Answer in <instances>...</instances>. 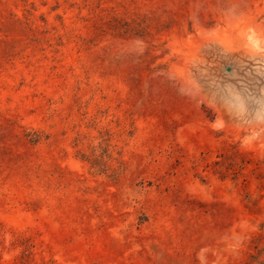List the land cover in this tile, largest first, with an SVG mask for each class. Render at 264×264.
I'll return each instance as SVG.
<instances>
[{"label":"rangeland","instance_id":"1","mask_svg":"<svg viewBox=\"0 0 264 264\" xmlns=\"http://www.w3.org/2000/svg\"><path fill=\"white\" fill-rule=\"evenodd\" d=\"M0 264H264V0H0Z\"/></svg>","mask_w":264,"mask_h":264}]
</instances>
